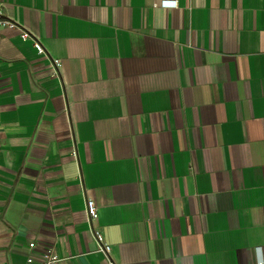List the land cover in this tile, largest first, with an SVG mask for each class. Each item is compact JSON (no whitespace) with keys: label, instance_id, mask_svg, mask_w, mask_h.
Here are the masks:
<instances>
[{"label":"crops","instance_id":"crops-1","mask_svg":"<svg viewBox=\"0 0 264 264\" xmlns=\"http://www.w3.org/2000/svg\"><path fill=\"white\" fill-rule=\"evenodd\" d=\"M169 1L0 0V264H264V0Z\"/></svg>","mask_w":264,"mask_h":264},{"label":"built area","instance_id":"built-area-1","mask_svg":"<svg viewBox=\"0 0 264 264\" xmlns=\"http://www.w3.org/2000/svg\"><path fill=\"white\" fill-rule=\"evenodd\" d=\"M177 3V0H171L168 3L165 4V6L168 7H174ZM0 25L8 26L9 28H13L18 30L19 37L21 41L25 42L30 40L39 55L44 54V50L39 42H37L25 29L20 28L18 25H16L14 22L8 21L2 17V12L0 10ZM53 67L58 66V61L54 60L52 62ZM54 74L55 70H54ZM71 155L75 158L76 157V151H72ZM85 214H86V223L89 227V229L93 233V237L97 246V251L99 253H102L108 261V264H114L113 261L109 258V246L104 243L102 235L93 229L92 222L97 217V209L94 204V202L91 199H86L85 201ZM28 247L30 250L35 249V244L33 242H30L28 244ZM61 258L57 254V252L54 250L53 247H46L45 249L41 250L38 256V264H60ZM26 264H33L34 257L32 255H28L25 259Z\"/></svg>","mask_w":264,"mask_h":264}]
</instances>
